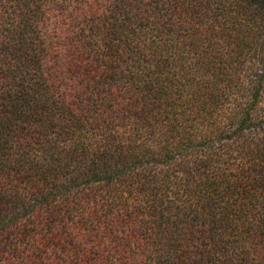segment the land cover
Here are the masks:
<instances>
[{
    "label": "trees",
    "instance_id": "trees-1",
    "mask_svg": "<svg viewBox=\"0 0 264 264\" xmlns=\"http://www.w3.org/2000/svg\"><path fill=\"white\" fill-rule=\"evenodd\" d=\"M0 264H264V0H0Z\"/></svg>",
    "mask_w": 264,
    "mask_h": 264
}]
</instances>
